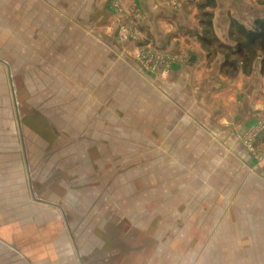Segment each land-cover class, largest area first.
<instances>
[{
    "label": "rangeland",
    "instance_id": "374dc122",
    "mask_svg": "<svg viewBox=\"0 0 264 264\" xmlns=\"http://www.w3.org/2000/svg\"><path fill=\"white\" fill-rule=\"evenodd\" d=\"M9 2L0 6V179L31 200L29 241L59 252H5L1 264H264V148L243 138L251 171L208 142L200 117L154 91L142 74L168 71L142 55H166L171 68L165 52L125 60L115 39L135 35L137 9H118L113 36L87 14Z\"/></svg>",
    "mask_w": 264,
    "mask_h": 264
},
{
    "label": "crops",
    "instance_id": "0c3cea01",
    "mask_svg": "<svg viewBox=\"0 0 264 264\" xmlns=\"http://www.w3.org/2000/svg\"><path fill=\"white\" fill-rule=\"evenodd\" d=\"M9 1L0 0V6L9 5ZM26 1L32 13L87 14L90 28L103 26L113 36L117 35L118 9L132 15L137 9L140 19L133 22L135 35L115 39L116 48L107 42L110 47L120 49L126 61L135 62L132 56L142 48L171 56L174 60L166 75L152 80L142 74L143 78L152 81L153 90L161 97L177 106L183 104L186 116L200 117L208 142L243 158L251 171L258 170L243 138L264 121V36L249 42L240 31H262L259 22L264 21V0ZM95 15L102 16L103 22L97 24ZM208 29L213 36L205 41ZM253 144L256 149L264 148V130L253 138ZM32 213L31 200L17 197L16 184L0 179V255L59 252V244L50 249L44 248L41 238L29 241L32 235L28 231L35 222Z\"/></svg>",
    "mask_w": 264,
    "mask_h": 264
},
{
    "label": "built area",
    "instance_id": "2783aa9c",
    "mask_svg": "<svg viewBox=\"0 0 264 264\" xmlns=\"http://www.w3.org/2000/svg\"><path fill=\"white\" fill-rule=\"evenodd\" d=\"M120 12H123L121 9ZM134 13V12H133ZM122 32L124 34L129 33L132 35V30L129 26L127 27H122L121 28ZM166 56V55H165ZM164 55L162 56L161 54L153 53V52H146L142 55V62L146 63L147 66L150 68L152 67L154 70H156L158 67H160L162 72L169 71L170 63L171 60L170 58H166ZM152 69V70H153ZM167 73V72H166ZM250 130V132L247 134L248 141L252 140V138L256 137L260 131L264 130V121L258 122L256 125H254Z\"/></svg>",
    "mask_w": 264,
    "mask_h": 264
},
{
    "label": "trees",
    "instance_id": "16d2710c",
    "mask_svg": "<svg viewBox=\"0 0 264 264\" xmlns=\"http://www.w3.org/2000/svg\"><path fill=\"white\" fill-rule=\"evenodd\" d=\"M211 25V22H208V26ZM259 25L262 27V31L258 32V31H247L245 29H241L240 34L241 37L245 38L247 41L249 42H253L256 39L262 38L264 36V21L259 22ZM212 31H210V29L206 30L205 36H204V40L206 41H210L212 37ZM264 50V46L262 48ZM262 71H264V58L262 61Z\"/></svg>",
    "mask_w": 264,
    "mask_h": 264
}]
</instances>
